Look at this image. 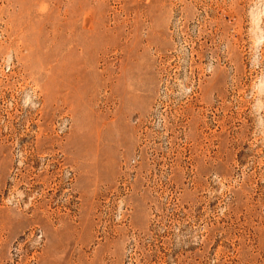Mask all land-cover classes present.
<instances>
[{
    "label": "rangeland",
    "instance_id": "1",
    "mask_svg": "<svg viewBox=\"0 0 264 264\" xmlns=\"http://www.w3.org/2000/svg\"><path fill=\"white\" fill-rule=\"evenodd\" d=\"M0 264H264V0H0Z\"/></svg>",
    "mask_w": 264,
    "mask_h": 264
}]
</instances>
